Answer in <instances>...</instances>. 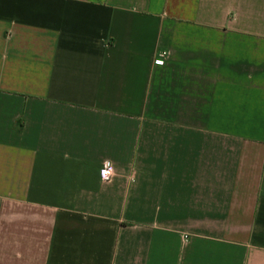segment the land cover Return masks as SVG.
Wrapping results in <instances>:
<instances>
[{"label": "crops", "instance_id": "obj_1", "mask_svg": "<svg viewBox=\"0 0 264 264\" xmlns=\"http://www.w3.org/2000/svg\"><path fill=\"white\" fill-rule=\"evenodd\" d=\"M0 264H264V0H0Z\"/></svg>", "mask_w": 264, "mask_h": 264}, {"label": "built area", "instance_id": "obj_2", "mask_svg": "<svg viewBox=\"0 0 264 264\" xmlns=\"http://www.w3.org/2000/svg\"><path fill=\"white\" fill-rule=\"evenodd\" d=\"M165 54L161 55L164 56ZM114 175V168L111 164L105 163L100 171L102 181H109Z\"/></svg>", "mask_w": 264, "mask_h": 264}]
</instances>
